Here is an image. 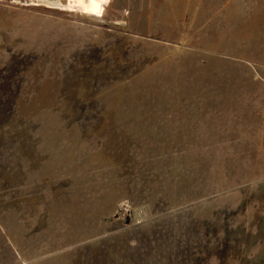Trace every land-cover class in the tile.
<instances>
[{"label":"rangeland","instance_id":"374dc122","mask_svg":"<svg viewBox=\"0 0 264 264\" xmlns=\"http://www.w3.org/2000/svg\"><path fill=\"white\" fill-rule=\"evenodd\" d=\"M42 1L0 0V264H264V0Z\"/></svg>","mask_w":264,"mask_h":264},{"label":"bare ground","instance_id":"6f19581e","mask_svg":"<svg viewBox=\"0 0 264 264\" xmlns=\"http://www.w3.org/2000/svg\"><path fill=\"white\" fill-rule=\"evenodd\" d=\"M61 1L62 0H60V1H58L57 0V2L55 1V2H50V1H42V2H40V3H42V4H48L49 6H52V7H54L55 5L54 4H56V5H58V6H55V8L56 7H59L60 9H62V10H66V9H68L69 8V6H70V3L73 1V0H64V3H61ZM43 2H45V3H43ZM35 4V3H34ZM38 3H36V5H37Z\"/></svg>","mask_w":264,"mask_h":264},{"label":"water","instance_id":"95a60500","mask_svg":"<svg viewBox=\"0 0 264 264\" xmlns=\"http://www.w3.org/2000/svg\"><path fill=\"white\" fill-rule=\"evenodd\" d=\"M85 1L87 2V0ZM122 210L126 213V225H129L132 221L130 210L127 207H122ZM115 218H119V214H117Z\"/></svg>","mask_w":264,"mask_h":264}]
</instances>
